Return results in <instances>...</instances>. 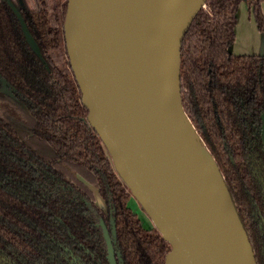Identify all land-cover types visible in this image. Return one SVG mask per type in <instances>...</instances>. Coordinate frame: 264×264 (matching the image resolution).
<instances>
[{"label": "trees", "instance_id": "16d2710c", "mask_svg": "<svg viewBox=\"0 0 264 264\" xmlns=\"http://www.w3.org/2000/svg\"><path fill=\"white\" fill-rule=\"evenodd\" d=\"M10 1L41 56L0 0V86L5 78L14 94L0 100V264H70L64 247L74 249L73 233L95 229L100 216L91 188L105 200L110 196L106 204L128 263L164 264L167 242L143 230L127 207L131 192L87 120L65 47L67 0ZM241 1L206 0L196 14L180 51V87L185 113L214 158L256 264H264V228L253 216L264 213V152L259 132L252 136L246 128L264 111V53L228 51ZM246 1L263 29L264 0Z\"/></svg>", "mask_w": 264, "mask_h": 264}, {"label": "water", "instance_id": "95a60500", "mask_svg": "<svg viewBox=\"0 0 264 264\" xmlns=\"http://www.w3.org/2000/svg\"><path fill=\"white\" fill-rule=\"evenodd\" d=\"M6 1L40 57L21 13ZM205 2L67 0L65 47L88 122L169 246L164 264H256L226 184L182 103L180 51ZM192 140L202 141L217 168L214 187L189 149Z\"/></svg>", "mask_w": 264, "mask_h": 264}, {"label": "flooded vegetation", "instance_id": "af4514ba", "mask_svg": "<svg viewBox=\"0 0 264 264\" xmlns=\"http://www.w3.org/2000/svg\"><path fill=\"white\" fill-rule=\"evenodd\" d=\"M19 0L21 5H23V1ZM245 3L247 5L248 9V17L254 22V25L256 26V29L258 31H262L263 29L259 30L257 26L256 19L254 18L250 6L247 3L246 0H242L239 4ZM13 4V3H12ZM238 6V8H239ZM264 3H262V13H263V19H264V11H263ZM16 7V6H15ZM238 8L235 13V27H234V36L235 39L233 42L229 45L228 51L232 52L236 55H246V54H261V53H246V54H240L235 53L231 50L232 44L236 41V26L238 23ZM20 12V11H19ZM1 86L0 88H3L5 91H0V100L6 101L9 100V97H14V94L12 92V88L9 86L8 82L5 78H1ZM3 82H5V85L3 86ZM77 83V82H76ZM78 86V85H77ZM79 89V88H78ZM81 93V91H80ZM259 118L256 119L254 122L251 121L250 123L246 124L247 132L254 130L253 133H251L252 136H256L255 133L260 134L261 138V144H262V150L264 152V111L261 112L258 116ZM70 185L68 186V188ZM91 188V187H90ZM93 191V197L91 199V202H94V204H97L100 211V216L97 217V220H94L93 223L96 227L95 229H86L84 231L78 230L77 232L73 233V238L75 239L76 246L74 249L72 248H65V253H68L71 258L68 259L70 264H129L127 255L120 249L118 245V237H117V229L114 225V219L112 218V209L106 204V202L110 199V196L107 197V200H105L103 197H100V195L97 193L94 188H91ZM132 197V196H131ZM129 197L127 200V207L131 210V213L135 215L136 219L140 221V226L143 230H155L158 234L159 232L155 228L153 224L149 222V227H144L142 224V220L138 216V211L133 209H139V205L136 208L135 205H133L132 202L134 200ZM135 207V208H134ZM94 209V208H93ZM253 216H255V220H261V226L264 228V213L261 211H255L253 212ZM89 218L94 219V216L91 214H88ZM264 234V233H263ZM263 243V242H260ZM262 250H264V246L260 247Z\"/></svg>", "mask_w": 264, "mask_h": 264}, {"label": "crops", "instance_id": "0c3cea01", "mask_svg": "<svg viewBox=\"0 0 264 264\" xmlns=\"http://www.w3.org/2000/svg\"><path fill=\"white\" fill-rule=\"evenodd\" d=\"M237 13V38L232 44L231 50L240 54L264 53V29L261 32L256 29L254 22L247 15L248 9L245 3L239 6Z\"/></svg>", "mask_w": 264, "mask_h": 264}, {"label": "bare ground", "instance_id": "6f19581e", "mask_svg": "<svg viewBox=\"0 0 264 264\" xmlns=\"http://www.w3.org/2000/svg\"><path fill=\"white\" fill-rule=\"evenodd\" d=\"M203 1L204 0H192V3L198 8L203 5ZM189 149L195 155L198 168L203 170V173L209 181V184L214 187V181L217 177V168H215V164L207 152L205 145L202 143V141L195 142L192 140L189 145Z\"/></svg>", "mask_w": 264, "mask_h": 264}, {"label": "rangeland", "instance_id": "374dc122", "mask_svg": "<svg viewBox=\"0 0 264 264\" xmlns=\"http://www.w3.org/2000/svg\"><path fill=\"white\" fill-rule=\"evenodd\" d=\"M263 134H264V129H263ZM131 198H132V197H131ZM132 199L134 200V202H132V203H133V205H135L136 208H137L138 205H139V209L137 208V209H133V210H137V211H138V216H139V218L142 220V224H143V226H144V227H149V222H150L151 224L154 225L153 220L150 219V218L146 215L145 211L142 209V207L140 206V204L138 203V201H137L136 199H134V198H132ZM135 207H134V208H135Z\"/></svg>", "mask_w": 264, "mask_h": 264}]
</instances>
